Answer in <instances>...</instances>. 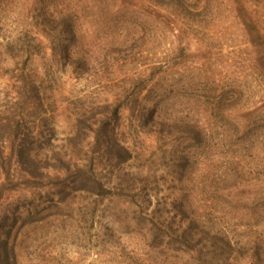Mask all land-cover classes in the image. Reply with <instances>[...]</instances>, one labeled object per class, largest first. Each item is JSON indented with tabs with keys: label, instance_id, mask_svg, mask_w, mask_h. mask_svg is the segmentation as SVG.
<instances>
[{
	"label": "rangeland",
	"instance_id": "374dc122",
	"mask_svg": "<svg viewBox=\"0 0 264 264\" xmlns=\"http://www.w3.org/2000/svg\"><path fill=\"white\" fill-rule=\"evenodd\" d=\"M51 1L0 0V227L17 264H199L177 252L183 219L257 232L264 0H73L79 70L38 30L39 56L13 43ZM115 107L125 162L93 126ZM84 172L122 198L92 195Z\"/></svg>",
	"mask_w": 264,
	"mask_h": 264
},
{
	"label": "trees",
	"instance_id": "16d2710c",
	"mask_svg": "<svg viewBox=\"0 0 264 264\" xmlns=\"http://www.w3.org/2000/svg\"><path fill=\"white\" fill-rule=\"evenodd\" d=\"M90 0H76V6H79L81 2L88 3ZM163 0H156L160 6ZM73 0H70L66 5H60V0H52L50 6L43 5L44 8L48 7V17L40 19L39 17L35 19V23L32 25V29L28 30L22 35V38L18 41H14L15 47L22 45V51L27 55L34 57L39 56L41 52L43 53V43L37 39L36 35L33 34L32 30L39 31L40 35L48 40L50 44V51L61 52V60L65 61L66 64H72L74 69L79 70V62L74 61L73 58V45L76 44V21H75V9ZM44 4V3H41ZM174 6L175 4L172 3ZM53 10V11H52ZM175 12V9H173ZM22 41V43H21ZM76 65V67H75ZM31 89V88H30ZM32 90L38 96L41 95V87L35 81H32ZM31 90V91H32ZM100 118L93 126L100 123L103 126H110L109 134H113V138L118 143V148L116 151V156L120 161L125 162L127 156L131 157V149L125 146L119 139H117V129L119 120L122 119L121 111L115 107L109 112H100L98 114ZM15 120L11 119L10 122L4 126L7 130H13V123ZM97 124V125H98ZM115 127V128H114ZM99 130H97L98 133ZM260 139V138H259ZM264 140L260 139L258 153L264 156ZM90 174V173H87ZM84 177L88 181L85 182L86 188L90 190L89 192L96 197H111V198H122L123 191L118 189H111L108 191L103 183L92 179L83 173ZM9 182L14 183L12 176L8 177ZM5 185V183H3ZM38 186V185H37ZM1 190V189H0ZM3 190L0 192V201L3 199ZM189 207H183L179 212L183 217L188 216ZM259 218L263 221L262 225H259V230L248 237H240L238 234L231 233L224 228H214L207 227L204 223L199 221L197 218H192L190 220H182L181 230L176 229L175 236L176 243L179 246L178 251L181 255H190L194 262L199 264H238L239 262H245L249 264H264V214L261 213ZM152 226H163L166 222H159L156 219V223L150 222ZM187 228L184 229V226ZM175 227V225H173ZM165 229V228H163ZM11 227H0V264H17V258L12 249H10V244L8 242V234ZM170 230H173L170 228ZM171 234L164 233L161 236V240L155 239V241H161L162 245L170 244L173 240ZM242 239V240H241ZM164 241V243L162 242ZM241 255V256H240ZM216 260V261H214Z\"/></svg>",
	"mask_w": 264,
	"mask_h": 264
}]
</instances>
